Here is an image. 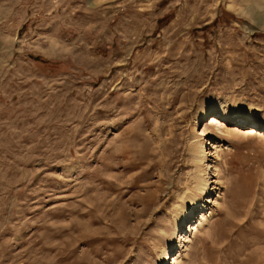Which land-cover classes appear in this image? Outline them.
Listing matches in <instances>:
<instances>
[{
    "label": "rangeland",
    "instance_id": "1",
    "mask_svg": "<svg viewBox=\"0 0 264 264\" xmlns=\"http://www.w3.org/2000/svg\"><path fill=\"white\" fill-rule=\"evenodd\" d=\"M180 251L264 264V0H0V264Z\"/></svg>",
    "mask_w": 264,
    "mask_h": 264
},
{
    "label": "bare ground",
    "instance_id": "2",
    "mask_svg": "<svg viewBox=\"0 0 264 264\" xmlns=\"http://www.w3.org/2000/svg\"><path fill=\"white\" fill-rule=\"evenodd\" d=\"M228 116H229V115H228ZM220 118H221V119H220ZM224 119H228V118H227V114H226L225 112L221 111V112L219 113V117H216V116H212V117H210V121H209V123H208V126L211 127V126L216 125V124H221V123H222V120H224ZM233 120H234V119H233ZM235 120H237V122H238L237 125H238V124H241V125H244V126H249V127H251V128L255 127V123L253 122L251 116H249V115H247V116H242V117L238 116V117L235 118ZM233 122H234V121H233ZM235 124H236V123H235ZM257 124H258V123H257ZM204 129H205V128H204ZM204 129H203V132H205ZM256 129H257V128H256ZM250 131H252V130H250ZM223 133H224V132H223ZM225 133L231 135L232 132L226 130ZM225 133H224V134H225ZM232 134H233V133H232ZM204 143H205L204 140H201V141L199 142L200 145H201V144L204 145ZM205 144H206V143H205ZM194 197H195V196H194ZM215 200H216V199H215ZM198 202H199V201H198L196 198H194V199H190V200H188L187 203H183V211L187 214V216H188L189 214L191 215V213H192V211H193L192 206H197ZM201 207H202V211H201V213L198 215L197 220H195V222L192 224V226L189 224V227L187 228V232H186V236H185V237H188V238H189V237L192 235V233H194L195 231H199L200 228H201L202 226H204V225L206 224V222H208V220H211V218L213 217V216H211L210 213H208V212L205 211L204 206H201ZM183 221H184V219L181 217V222H183ZM188 238H187V239H188ZM172 257H173V259H172V262H170V263H172V264H178V263L182 260V253H181V251L178 253L177 256H172ZM169 260H170V259H169ZM164 262L167 263V258H166V256H164Z\"/></svg>",
    "mask_w": 264,
    "mask_h": 264
}]
</instances>
